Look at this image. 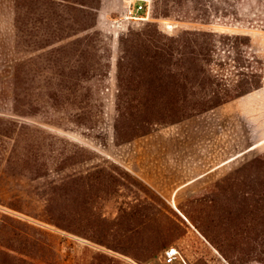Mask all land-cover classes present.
Returning a JSON list of instances; mask_svg holds the SVG:
<instances>
[{"label":"rangeland","instance_id":"1","mask_svg":"<svg viewBox=\"0 0 264 264\" xmlns=\"http://www.w3.org/2000/svg\"><path fill=\"white\" fill-rule=\"evenodd\" d=\"M155 1H100L92 32L102 35L108 53L105 58L96 51V59L108 64L109 72L87 84L89 121L83 126L75 122L70 103L56 110L41 103L23 117L13 113L15 65L51 48L32 52L16 46L12 0H0V223L13 221L47 232L55 254L52 264H166L163 253L169 247L177 248L186 264H264L263 246L250 250L230 237L240 231L249 234L234 220L240 196L264 194V81L257 91L182 122L156 127L129 143L115 145L111 128L120 36L147 23L158 24L166 34L200 28L246 35L264 66V0H198L207 25L154 19ZM183 2L171 16L189 8L187 0ZM134 5H144L137 16L145 21H125L127 9ZM23 22L29 29L39 25L34 17ZM71 40L52 47L66 45L69 62L75 47ZM19 126L35 137L39 161L44 159L46 141L54 149L82 147L90 161L62 172L53 166L46 177L32 181L20 165L8 167L17 160L13 136ZM94 165L105 167L108 177L121 183L89 184L88 189L56 184ZM234 173L235 184L254 186L239 185L233 191L225 185L216 187L227 184L223 180ZM46 204L53 205L58 217L70 215L76 234L43 222Z\"/></svg>","mask_w":264,"mask_h":264},{"label":"trees","instance_id":"2","mask_svg":"<svg viewBox=\"0 0 264 264\" xmlns=\"http://www.w3.org/2000/svg\"><path fill=\"white\" fill-rule=\"evenodd\" d=\"M100 1L12 0L16 46L32 52L51 48L15 65L11 80L15 115L28 116L29 111L38 109L41 103H49L53 110L70 103L75 107V122L87 125L90 95L87 84L109 72L108 64H99L96 59V51L105 54V58L108 53L102 35L92 32ZM183 1L156 0L153 18L209 24L198 0H187L189 8L171 16L175 8L183 7ZM29 17H34L39 24L36 28L24 25L23 20ZM67 40L75 46L69 58L71 62L66 45L52 48ZM263 81V62L251 51L249 36L224 35L200 28L166 34L156 23H147L138 31L129 30L118 39L112 94L113 143H129L156 127L173 125L219 108L259 90ZM24 128L19 126L15 131L13 150L17 160L8 163V167L20 165L32 181L46 177L53 166L57 172H62L90 161L88 152L82 147L71 145L70 150L66 147L54 149L47 141L42 148L44 159L39 161L36 158L39 148H34L35 137L23 132ZM234 175L223 180L227 184L216 187L225 185L233 191L239 185L254 186L235 184ZM112 183L121 182L119 178L108 177L105 167L94 165L84 172L67 175L56 184L68 189L72 184H81L83 189H88L89 184ZM256 197L253 192L240 196L234 212V220L249 234L245 236L244 231H240L230 236L234 242L255 251L256 247L264 248V194ZM44 208L43 222L76 234L70 215L56 216L53 205L46 204ZM11 222L13 225L0 223V264L54 263L55 254L47 232Z\"/></svg>","mask_w":264,"mask_h":264},{"label":"built area","instance_id":"3","mask_svg":"<svg viewBox=\"0 0 264 264\" xmlns=\"http://www.w3.org/2000/svg\"><path fill=\"white\" fill-rule=\"evenodd\" d=\"M144 10V5L132 6L129 7L126 11V15L124 17L125 21L135 20L140 21L143 17L137 16ZM163 259L166 264H175L176 262H180L182 264H186L183 258L181 257L179 251L175 247H169L164 250Z\"/></svg>","mask_w":264,"mask_h":264},{"label":"bare ground","instance_id":"4","mask_svg":"<svg viewBox=\"0 0 264 264\" xmlns=\"http://www.w3.org/2000/svg\"><path fill=\"white\" fill-rule=\"evenodd\" d=\"M141 20L145 21L146 19L145 18H142Z\"/></svg>","mask_w":264,"mask_h":264}]
</instances>
